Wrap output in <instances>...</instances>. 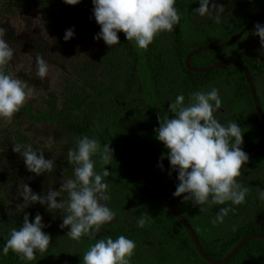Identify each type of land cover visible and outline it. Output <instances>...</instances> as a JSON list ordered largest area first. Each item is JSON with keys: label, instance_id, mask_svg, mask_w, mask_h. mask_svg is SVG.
Instances as JSON below:
<instances>
[{"label": "trees", "instance_id": "16d2710c", "mask_svg": "<svg viewBox=\"0 0 264 264\" xmlns=\"http://www.w3.org/2000/svg\"><path fill=\"white\" fill-rule=\"evenodd\" d=\"M56 5H59L56 12L60 10V6L62 7L61 22L63 24H81V27L75 31V41L88 42L93 40L95 34L100 31V26L94 19L92 0H81L76 5H68L64 0H0V19L5 16L13 17L18 12V8L25 12L37 9L44 17L48 16L50 7H57ZM198 5V0H177L176 7L183 13L181 22L172 33H161L155 37L147 51L138 50L132 42L127 41L124 33L120 32L118 33L120 44L109 48L108 53L98 56V61L93 62L89 58L85 62L77 61L84 72L79 74L77 78L83 81L86 77H90L89 80L85 81V86L90 89L89 92L83 87L77 88L74 85L69 99L62 103L60 107L51 105L43 110H34L29 105H23L20 111L16 113L19 117L28 121L30 125L45 124L47 127H58L59 139L63 138L64 133V138L69 141L66 144V150H63L60 157L62 159L66 158L67 160L68 150L75 146V139L82 135L95 137L102 145L109 144L113 154L110 165L105 166L110 172V175L105 178L110 185L111 201L109 207L118 215L121 214L123 209H126L127 214L136 215L134 210L139 207V201L135 207H132L131 203L127 204L125 198L128 197V191L132 194V190H138V187H142L143 192L153 197L158 206V219H154V223L164 221L163 223L168 225V228H158L153 231V235H150L151 245L144 252L147 259L143 264H209L198 255L185 229L163 207L149 186L126 172L119 163L120 154L127 150L138 151L160 160L162 154H164L165 158L163 160L168 161L166 158L167 149L164 145H159V142L157 144L160 148L154 146L151 148L142 144L141 129L137 128V125L135 127L133 123H139L141 121L140 117L144 116L147 119L149 118L151 124H155L158 128V117L167 115L168 118H173L174 116L168 111L170 102L165 105L161 101L164 95L161 92L157 74L162 64L173 68V63H175V68L179 67L180 69L177 70L188 79L182 81L180 88L174 90V98L171 101H174L177 95L184 94L185 102H187L188 95L191 92L213 87L216 82L230 84L233 82L236 99L231 103L229 100H223V103L229 102L232 113L229 116L223 115L222 123L235 120L239 124L244 131L242 147L246 153L264 150V126L253 107L243 72L238 68L223 67L207 73L195 74L189 72L183 64L184 58L192 50L220 44L236 35L264 10V0H253L251 4L246 6L247 14L243 17H240V15L245 9L244 5L230 9L227 7V12L224 15L226 22L217 24L213 21H207L206 25L200 23L198 19L200 16L194 11ZM206 20L208 18L204 19V21ZM259 22L263 23L264 18ZM253 32L254 26L241 39L228 47L194 55L190 59V64L197 68H204L222 62H238L244 65L251 75L257 100L264 114V88L262 87L264 85V56L253 53V50L247 47L248 42H246L253 35ZM5 33L4 39L8 40L9 34L6 29ZM99 41V43L105 44L102 39ZM54 47L56 48L55 45ZM96 79L97 81L94 83L93 80ZM259 83H262V85L260 86ZM219 88L223 95V88L220 85ZM117 89H120L122 93V95L116 94L117 104L113 102L106 103L109 98L104 97L105 91ZM128 114L132 115L128 116ZM136 117H139V122L136 121ZM144 117L143 120L147 122ZM226 118L228 119L224 120ZM5 132L0 130V136H3L0 143V249L6 243L11 230L22 225L24 214H30V220L34 219L38 213L42 217L50 214L44 206L38 203L22 210L21 193L24 185H29L36 193L47 192L52 187L58 190L63 179H66L69 173L70 177L73 175V166L67 161L64 168L66 176L61 175L62 173L57 174L58 166H56L54 171L41 175V179L38 180L35 174L26 169L22 156L13 150L16 144H30L33 150L40 152L41 149H39L38 143L31 141L21 126H18L14 132L12 131L15 133L11 137L14 144L8 142L7 137H5V134L8 133ZM142 137L144 138V135ZM158 151L162 153L160 154ZM8 152L18 160V165L14 170L9 167L11 165L6 159ZM44 155L46 159L53 160L56 156L53 152H45ZM249 161L252 162V167L248 166ZM126 162L150 180L155 173H159L157 175L159 178H168V198L164 196L187 220L202 250L208 257L214 260L221 259L230 253L233 247L246 235L252 233L264 234V212L261 213L262 209L264 210V201L251 202V208L256 211L257 215L247 222L242 221V223H239L241 220L238 221L235 224V230H233V226L236 219L244 216L242 209H245V206L248 208L249 204L247 201L245 204L235 207L229 202L228 205L219 207H233L234 210L225 218V221L230 222L232 227L225 229L220 225L217 228L225 229L227 233L210 239L209 236L212 233H208L206 230L211 225L210 220L215 215L211 214L212 209H218V207L210 208L208 213L203 212L200 217H190L188 209L192 205L191 202L185 203L182 197L173 196L178 184L176 172L171 171L170 167H164L162 170L158 165L137 157L130 156L126 159ZM96 167L97 171L101 169L99 160ZM157 168H160V171ZM165 170L168 171V176L164 175ZM10 171L13 172L10 173ZM170 171L171 174H169ZM242 172H246L251 180L246 178L247 175H241L237 180L249 187L250 193L256 192L251 189L252 185H255L256 189L262 188V185L264 186V156L249 157ZM31 179L34 181L33 185L29 184ZM64 198H67V193H62L61 197H58V199ZM183 204H187V206H183ZM140 216L136 215V218L138 219ZM48 220L43 221L48 225L43 230L50 234L52 240L46 252H37L34 261H24L16 253L9 251L7 255L0 254V264H74L72 262L77 263V261L82 264V256L93 242L84 244V239H82L77 243L66 235L67 228L61 229L59 227L62 221ZM121 229L115 226L107 229L106 232L108 236L115 239L119 235H124ZM224 264H264V242L254 240L243 245Z\"/></svg>", "mask_w": 264, "mask_h": 264}, {"label": "clouds", "instance_id": "9594fccd", "mask_svg": "<svg viewBox=\"0 0 264 264\" xmlns=\"http://www.w3.org/2000/svg\"><path fill=\"white\" fill-rule=\"evenodd\" d=\"M68 5H76L81 0H64ZM194 11L200 17L220 23L225 7L216 0H198ZM93 15L100 31L94 40H103L110 48L120 44L118 33L123 32L127 41L140 51H147L155 37L161 33H172L181 22L183 13L176 7L177 0H92ZM5 29L0 28V118L11 120L30 98L31 91L25 80L15 74L5 72L14 57L15 50L4 39ZM259 37L260 56H264V24L257 22L252 33ZM74 28L65 31L63 39L71 40ZM34 75L43 80L48 75V61L43 55L35 58ZM223 107V97L219 87L196 90L185 95L179 94L170 101L167 115L158 117L159 127L154 129L155 138L167 149L166 158L171 171L177 173L178 184L174 197H182L183 202H191L203 213L218 207L210 223L213 227L224 224L225 218L234 209L228 205H241L246 201L249 187L237 180L241 169L247 164L249 155L243 150V129L235 121L221 123L217 113ZM24 161L26 169L36 176L51 173L56 168L53 159H46L44 152L33 150L32 146L16 144L13 148ZM113 158L109 144L88 135L75 139V146L67 153V161L73 166V175L63 179L59 189L49 188L47 192L36 193L25 184L22 210L40 204L47 211L61 215V229L67 228L66 235L79 243L87 238L95 241L82 256V264H132L136 242L125 235L113 239L111 236L98 237L102 228L112 223L117 213L109 207L110 185L106 177L110 172L105 168ZM165 155L162 154L158 167L162 170ZM101 169L97 171V162ZM171 171L169 174H171ZM62 193L67 198L58 199ZM264 201V190L258 193ZM152 216L143 213L136 220L138 228H144L152 221ZM39 213L30 220L24 214L22 225L13 228L0 254L16 253L21 260L34 261L36 253L46 252L52 237ZM235 225L233 230H235Z\"/></svg>", "mask_w": 264, "mask_h": 264}, {"label": "rangeland", "instance_id": "374dc122", "mask_svg": "<svg viewBox=\"0 0 264 264\" xmlns=\"http://www.w3.org/2000/svg\"><path fill=\"white\" fill-rule=\"evenodd\" d=\"M252 1L253 0H216L218 4H222L225 7V12L222 16L221 22L227 21L226 19H224V15L227 12V7L230 9L244 5L245 9L240 15V17H243L247 14L246 6L251 4ZM56 6L57 7L51 6L48 16L44 17L41 16L42 13L37 9H35L34 11L32 10L30 12H25L21 8H18V12L13 17L5 16L0 19V28L5 27L6 31L9 34V38L6 41H8L15 50L13 59L7 66H5V72L15 75L19 72L20 74H29L35 77V80L32 83L30 80L26 81L28 83L29 90L31 91V96L24 104L29 105L34 110H43L51 105L60 107L62 103L66 102L69 99L71 94L70 92L72 91L71 89L74 85L77 86V88L83 87L87 92H89L90 89L88 86H85V81L89 80L90 77H86L83 81L77 78L79 74L84 73L83 69L80 68L77 64V61L85 62L88 58L92 59L93 62L98 61V56L108 53V49L110 48L106 44L99 43L100 41L94 39L89 40L88 42L86 41L84 43H80L78 41H75L73 37L71 40L65 41L63 39L65 31L69 28H74V30L76 31L81 27V24H63L61 22V18L63 16L62 7L60 6V10L56 12V8H58L59 5ZM198 7L199 5L196 8ZM205 18L207 17H198L201 24H205L207 23V21L210 22L209 19L204 21ZM262 24H264V22ZM246 42H248L247 47L252 49L253 53L259 54L258 49L261 48V45L258 36L252 35L247 39ZM54 45L56 46V48L54 47ZM37 55H43L45 60L48 61V75L43 80L34 75L36 69L35 58ZM83 58L85 59L83 60ZM173 65V68H170L169 66L167 67V65L163 64L160 67L158 65V82H160L161 92L164 95L161 101L165 105H168V102H170L174 98V90L180 88L181 82L188 80L183 73H180L177 70L180 68H175V63H173ZM96 81L97 79L93 80L94 83ZM217 84H219L223 88V95L221 94L223 100H229L230 103L234 102L236 99V95L234 96L233 82L231 84L226 82H216L214 83V86L219 87V85ZM259 85L261 86L262 83H259ZM262 87L264 88V85H262ZM209 88L211 87L203 88V90H208ZM116 94L122 95L121 90H106L104 97L109 98V100H106V103L113 102L117 104L118 98L116 97ZM228 103H223V107L216 114L220 122L223 120V115L229 116L232 113V109L230 108V104ZM130 115L132 114H128V116ZM16 116L18 115L15 114L11 120L0 118V130L6 131L5 133H8H4L5 137H7L8 139V142L14 144V141H12L11 137L15 134L13 132L17 129V127L21 126L27 137L31 141L38 143L39 149H41L42 152H53L56 154L54 159V161L56 162V166H58L56 172L57 174L62 173L61 175L66 176V174L64 173V168L67 160L66 158H60L63 154V150H66L67 148L66 144L69 143L68 139L64 138V133L63 138L59 139L58 127H47V125L45 124L30 125L29 122L22 117ZM143 117H140V122L139 117H136V121H138L139 123L133 122L135 124V127L137 125V128L141 129L140 136L141 141L143 142L142 144L151 148L153 146L156 148H160L158 146L163 145V143H159V141L156 142L157 139L155 138L154 132V129H156V125H152L149 118L147 119L144 117L147 122L144 121ZM227 119L228 118L224 120ZM142 135H144V138L142 137ZM2 138L3 136H0V143L2 142ZM157 143H159V145ZM159 153L161 154L162 152ZM8 154L11 153L8 152L6 155ZM11 155L14 158L11 159L10 156V158L8 159V163L11 165L9 167L14 170V168H16L18 165V160L13 154ZM248 166L252 167V162L249 161ZM157 170L160 171V168H157ZM12 172L13 171H10V173ZM167 174L168 171L165 170L164 175L168 176ZM157 175H159V173H155L152 176L151 180L168 198V178H159L157 177ZM246 175V172H242V176ZM40 177L41 175L36 176L38 180L41 179ZM66 177L69 178L70 173ZM240 177H237V179ZM246 178L248 180H251L248 175ZM33 182L34 181L32 179L29 180V184L33 185ZM8 188L10 187L8 186ZM251 189L256 192H249L246 197V201L244 202L245 204L248 201L249 207L247 208L245 206V209H242L244 211V216L238 218L239 220L235 218L236 221L234 225L237 224V222L240 220L241 221L239 223H242V221H250L255 215H257L255 213L256 211L251 208V202H261L258 199V193L261 190H264V186L262 185V188L256 189L255 185H252ZM125 201L127 202V204L131 203L132 207H135L137 202L139 201V207L135 208L134 213L138 216L142 215L143 213H148L150 215L153 214V223L146 225L144 228H138L136 225V215L127 214L126 209H123L120 215L117 214L116 219L112 223L107 224L102 228L101 233L98 234V238L100 236L107 237L108 234L106 230L111 227L113 228L115 226H118V228H122L121 231L124 232L123 234L136 242V249L132 257V264H143L147 259L144 255V252L151 245L150 235H153V231L158 228H168V225L167 223H163L164 221L162 223H154V219H158V206L153 197H151L148 193L143 192L142 187H138V190H132V194L128 191V197L125 198ZM183 206H187V204H183ZM208 210H210V208L205 212L208 213ZM216 211H218V209H212L211 214H215ZM262 212H264L263 209L261 213ZM188 213L189 215H191L190 217H200L202 215L199 207H194L193 205H190ZM45 220H54L56 222H60L62 221V218L60 214L50 212V214L43 217V221ZM222 226L225 229L232 227L230 225V222L228 221H225ZM225 229H218L217 227H213L212 225H210L208 226L206 232L212 233V235L208 236L210 239L212 237L214 239L223 234L225 235L227 233V230ZM92 242L95 243V241L93 240L84 238V244ZM70 259L71 257L69 258V260ZM72 263L79 264L78 261L77 263Z\"/></svg>", "mask_w": 264, "mask_h": 264}, {"label": "water", "instance_id": "95a60500", "mask_svg": "<svg viewBox=\"0 0 264 264\" xmlns=\"http://www.w3.org/2000/svg\"><path fill=\"white\" fill-rule=\"evenodd\" d=\"M264 18V10L261 11L257 16H255L243 29H241L236 35H234L232 38H230L229 40L222 42L220 44H216V45H209V46H205V47H201V48H197L195 50H192L191 52H189L187 54V56L184 58L183 64L184 67L191 73H195V74H203V73H207L219 68H223V67H233V68H238L240 69L245 77V80L247 82V86L249 89V93H250V97L252 100V104L253 107L256 111V114L258 115L262 125L264 126V114L260 108L259 102L257 100V96H256V90L255 87L253 85L252 79H251V75L248 71V69L238 63V62H222V63H217V64H213L204 68H197L194 67L190 64V59L199 53L202 52H207V51H212V50H217V49H221V48H225L228 47L229 45L235 43L236 41H238L239 39H241L243 37L244 34H246L257 22H259L260 20H262ZM16 76L22 80L28 81V76L24 75V74H20L19 72L16 73ZM249 155V157H260V156H264V150H260V151H255V152H248L247 153ZM137 157L140 159H143L145 161H148L150 163L156 164L158 165V162H160V159H157L155 157H151L148 156L146 154L140 153L138 151H132V150H127L125 152H123L122 154H120L119 156V163L121 165V167L128 172L129 174L133 175L134 177L142 180L145 184H147L149 186V188L154 192V194L156 195V197L158 198V200L161 202V204L163 205V207L179 222V224H181V226L185 229L189 239L191 240V243L194 247V249L196 250V252L198 253V255L207 263L209 264H224L227 263L236 253L237 251L245 244L254 241V240H259V241H263L264 242V234L263 233H252L249 235H246L245 237H243L234 247L233 249L230 251V253H228L225 257L218 259V260H214L210 257H208L206 255V253L202 250L198 239L196 237V235L194 234L191 226L189 225V223L187 222V220L172 206V204L168 201V199L164 196V194L160 191V189L149 179L147 178L145 175L139 173L138 171L134 170L132 167H130L127 162L126 159L128 157ZM164 167H170L169 161H162Z\"/></svg>", "mask_w": 264, "mask_h": 264}, {"label": "flooded vegetation", "instance_id": "af4514ba", "mask_svg": "<svg viewBox=\"0 0 264 264\" xmlns=\"http://www.w3.org/2000/svg\"><path fill=\"white\" fill-rule=\"evenodd\" d=\"M27 76H28V79L31 81V83L32 82H34V78L35 77H33L32 75H29V74H26ZM221 123H222V121H221ZM10 156H11V159H13L14 157L11 155V154H8L7 156H6V159H7V161H8V159L10 158ZM108 170V169H107Z\"/></svg>", "mask_w": 264, "mask_h": 264}]
</instances>
